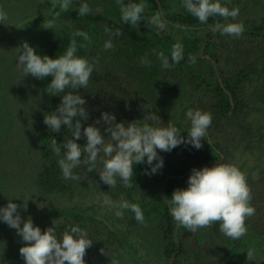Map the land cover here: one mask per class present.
Listing matches in <instances>:
<instances>
[{
  "label": "trees",
  "instance_id": "trees-1",
  "mask_svg": "<svg viewBox=\"0 0 264 264\" xmlns=\"http://www.w3.org/2000/svg\"><path fill=\"white\" fill-rule=\"evenodd\" d=\"M63 2L48 0L47 13H40L34 20L50 16L70 21L72 27L64 29L60 36L42 42L38 53L55 57L66 50L72 33L80 30L89 34L91 43L77 38V54L97 62L88 87L75 90L85 98L84 107L88 113V118L82 121L81 131L94 124L104 111L115 113L117 122L142 120L151 113L150 108L144 105L151 108L158 106L154 111L159 116L156 126L173 124L174 110L170 104L174 99L187 101L184 114L189 109L211 113L212 123L206 137L201 138V148L181 144L170 152H159L164 165L156 174H148L149 165L139 164L134 166L132 187L125 188L119 181L117 187L125 200L142 208L145 220L156 223L168 264H227L230 259L228 253L206 255L200 241V229L191 232L178 225L171 217L166 201L176 189L188 186V178L194 168L229 163L239 144L250 149L264 143V12H259V6L264 7V3L262 0L224 1L230 8H239L237 21L244 25L241 36L230 37L212 31L211 25L220 21V17L210 18L207 24H201L183 9L181 2L173 7L171 0H145V15L163 10L164 18L182 30H176L184 33L176 38L170 33L159 34L150 24L146 32L135 30L103 13L89 12L79 16L78 9H73L71 4L63 10ZM248 5L252 6L253 15L242 17L241 12ZM142 19L148 22L147 17ZM106 28L111 31L119 29L121 33L113 37L114 47L107 51L103 49L104 41L109 38ZM176 42L184 47V59L172 68L163 69L154 50L167 55ZM80 44L84 47H79ZM192 55L197 56L194 65L188 60ZM143 57L151 61L150 67L141 65ZM50 81L51 77L37 79L45 114L54 111L61 103V96H50L46 92ZM38 118L35 115L36 121ZM76 119L79 117L74 118V122ZM96 126L104 131L102 121ZM175 126L179 128L180 124ZM40 128L36 139L42 162L36 185L46 194H72L73 185L63 177L57 157L50 149L52 139L63 143L71 139V133L66 126H62L59 132H53L44 122ZM186 132L181 130L185 138ZM105 139L108 140V137ZM77 142L83 145L86 138L82 136ZM83 155L76 170L88 172ZM96 168L100 170L102 164L98 162ZM91 172L100 177L98 171ZM247 182L251 188V205L256 211L246 218V228L252 235L264 237V171L256 179L247 178ZM153 186L157 188L153 194L155 200L148 202L144 194ZM53 210L57 213L51 212V216L70 218L59 225L49 226L55 227L58 236L66 228L79 225L93 240L86 250V264H112L116 252L126 243V237L92 209L75 205ZM256 264H264V259Z\"/></svg>",
  "mask_w": 264,
  "mask_h": 264
},
{
  "label": "clouds",
  "instance_id": "clouds-1",
  "mask_svg": "<svg viewBox=\"0 0 264 264\" xmlns=\"http://www.w3.org/2000/svg\"><path fill=\"white\" fill-rule=\"evenodd\" d=\"M71 0H64L62 9L69 8ZM119 6L121 22L132 26L138 25L143 17L158 31L167 27L163 10L151 15H145V0H115ZM183 9L195 17L201 24H207L210 18L220 17L211 25L214 32L230 37H239L244 32V25L237 21L240 10L228 7L224 0H181ZM79 16H85L91 11L87 2H81ZM5 17L0 16V21ZM44 28L55 29L54 20L43 24ZM109 38L104 41L103 49L114 47L113 37L121 35L119 29L111 31L105 29ZM77 38L91 43L87 32L77 30L71 34L68 47L55 57L37 52L29 42L25 41L16 56L17 65L22 66L24 77L31 75L35 79L51 77L46 86L50 96H61V103L44 116V124L53 132H59L62 126L71 133V139L57 143L52 139L50 149L57 157V165L65 179L79 180L76 169L82 162L88 165V172H99L100 180L111 188L117 186L118 181L125 188L132 187L134 166L147 164L150 166L148 174L154 175L163 168V158L159 152H170L181 144H190L199 149L202 147L201 138H205L212 123V115L203 110L189 109L186 118L190 121L187 128V138L181 135V130L172 123L167 126H156L158 115L149 113L142 120L117 122L115 113L104 111L94 124L82 129V121L88 118L84 105L85 98L77 89L87 88L93 74L96 61L78 55ZM79 47H84L80 44ZM163 69H169L184 59V47L176 42L171 46L169 54L154 50ZM189 63L194 65L197 56L188 57ZM141 65L151 66L147 57L141 58ZM145 108H151L144 105ZM79 117L74 122V118ZM101 121L104 131L97 124ZM145 121V122H142ZM147 121H152L149 123ZM107 133V135L105 134ZM86 138L81 145L77 141ZM108 137V140L105 137ZM155 161V163H154ZM102 168L97 170V163ZM186 188L176 189L167 204L173 220L185 229L196 232L219 221V231L233 240L242 238L246 232V218L255 214L256 209L251 205V188L244 172L236 165L217 163L214 166L194 168L188 178ZM117 218H123L125 212H131L139 223H144L142 208L134 202L122 199L110 205ZM17 203L11 199L6 206L0 207V222L15 229L24 242L19 253L25 264H86V250L93 240L88 237L85 229L79 225L66 228L57 235L55 227L43 230L34 225L31 218L23 220ZM249 258L252 253L248 251Z\"/></svg>",
  "mask_w": 264,
  "mask_h": 264
},
{
  "label": "rangeland",
  "instance_id": "rangeland-1",
  "mask_svg": "<svg viewBox=\"0 0 264 264\" xmlns=\"http://www.w3.org/2000/svg\"><path fill=\"white\" fill-rule=\"evenodd\" d=\"M230 1V0H224ZM48 0H0V207L9 200L17 203L23 220L31 218L34 225L45 230L70 218L51 216L55 208L81 206L92 209L105 217L107 221L126 237V243L116 252L112 264H168L164 255L162 235L156 223L150 219L139 223L133 220L130 212L117 218L110 205L125 199L118 187L111 188L92 172L75 170L79 180H69L73 185L72 194H46L36 185V177L42 162L37 144V134L45 113L42 93L37 79L23 74L22 66L17 65L18 48L29 42L38 52L42 42L61 35L71 29L72 23L46 16L35 21L40 13H47ZM81 2H87L92 13H103L121 22L119 6L115 0H71L73 9ZM181 0H171L173 7ZM264 3V0H262ZM177 8V7H176ZM258 8V7H257ZM147 10H145L146 13ZM248 5L241 12L242 17L253 15ZM259 12L264 7L259 6ZM155 12H152V14ZM151 15V13H150ZM54 20L55 29L44 28L43 24ZM167 21V27L159 34L170 33L179 38L184 33L176 24ZM135 30L148 31L149 23L141 19L136 26L125 23ZM178 32H177V31ZM187 106L185 99H174L170 107L174 110L173 124H180L182 131L190 127V121L184 114ZM158 106L150 108L154 112ZM35 115H38L36 121ZM187 133V132H186ZM234 157L229 164L238 166L246 178L256 179L264 171V143L248 149L239 144L234 149ZM118 184V183H117ZM157 188L154 186L145 192L148 202L155 200ZM200 241L208 256L228 253L227 264H256L264 259V237L254 236L247 229L238 242L226 237L219 231V221L200 229ZM24 242L15 229L0 222V264H25L19 253ZM248 251L252 253L249 258Z\"/></svg>",
  "mask_w": 264,
  "mask_h": 264
}]
</instances>
